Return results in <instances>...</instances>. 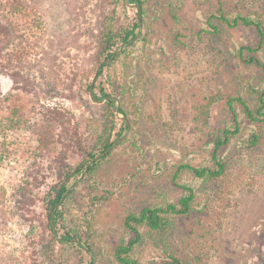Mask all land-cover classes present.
Returning a JSON list of instances; mask_svg holds the SVG:
<instances>
[{
	"label": "rangeland",
	"instance_id": "374dc122",
	"mask_svg": "<svg viewBox=\"0 0 264 264\" xmlns=\"http://www.w3.org/2000/svg\"><path fill=\"white\" fill-rule=\"evenodd\" d=\"M168 1L149 0L150 17L142 25L139 39L129 46L147 32L155 45L153 52H148L154 60L148 67L154 91L148 101L139 97L132 101V119L139 113L142 119L124 132V138L99 163L95 177L74 202V210L81 207L96 233L97 264H110L113 248L126 236L123 221L132 210L151 201L178 200L181 190L171 184L176 167L197 165L207 159L210 134L229 122L228 114L222 110L221 96L242 93L251 97L245 79L259 76L256 69L239 65L223 45L225 41L249 45L254 40L251 31L239 30L224 40L205 33L198 35L205 19L217 10L214 0H182L181 8H177L178 20L172 19ZM244 1L254 10L261 5L264 10V0ZM27 2L33 32L24 45L29 54L33 51L34 59L28 68L34 80L20 83V88L26 87V92H22L16 90L11 79L0 74L1 96L8 97L7 105L11 107L14 106L9 104L19 96L26 109L42 112L51 107L61 111L72 127H78L84 144L91 146L105 123L103 102L91 101L85 92V85L93 82L100 66L94 68L96 35L101 25L98 17L116 11L115 25L122 29L124 22L134 20L137 11L126 5L124 12L122 7L115 8L104 0ZM35 13L41 17L39 21ZM140 60L119 66L122 81L127 75L136 77L137 68L144 65ZM131 80L138 90L143 85L140 82H148L143 73L140 80ZM212 97L218 100L209 108L205 121L206 103ZM117 117L119 121L124 119L122 114ZM4 131L0 140L6 142L8 154L0 163V186L5 190L10 217L7 226L0 223V250L10 260L21 256L25 260L24 254L31 252L28 233L35 220L37 224L42 220L41 205L37 200L31 214L34 223H27L16 212V200L28 175L40 178L37 170L43 162L38 159L37 138L26 122ZM258 132L261 141L256 147L238 140L231 144L226 153L227 174L207 185L204 195L199 194V204L205 200L208 208L196 222L189 240L191 248L180 238L174 241L182 249L186 247V252L200 254L204 264H264V126ZM245 135L251 140L254 131L247 129ZM137 145L147 149L138 151ZM70 155L71 163L82 158L74 152ZM43 172L47 184L54 181V173ZM80 179L74 188L79 187L83 176ZM188 179L185 174L184 180ZM44 189L34 191L37 198L44 196ZM194 224L195 220H190L184 228L188 230ZM140 253L152 259L161 252L146 242Z\"/></svg>",
	"mask_w": 264,
	"mask_h": 264
},
{
	"label": "trees",
	"instance_id": "16d2710c",
	"mask_svg": "<svg viewBox=\"0 0 264 264\" xmlns=\"http://www.w3.org/2000/svg\"><path fill=\"white\" fill-rule=\"evenodd\" d=\"M104 1L110 6L115 5V8L122 7L124 12L127 10L123 0ZM125 1L139 5L140 13L135 15L134 20L124 22L122 29L115 25L116 11L103 13L97 20L101 25L96 35L94 68L103 61H112L101 67L94 83L85 85V92L91 101L92 95L96 102H103L105 117L104 128L91 146L84 144L78 127H72L70 119L61 111L51 107L44 108L42 112L26 109L25 105L20 104L23 99L19 96L9 104L14 106L11 107L7 105L8 97L3 98L0 91V136L11 126L26 122L37 138L38 159L43 162L39 166L40 171L37 170V174L41 173L40 178L34 177L32 173L28 175L16 200V212L27 223H34L31 214L38 204L37 200H40L42 220L39 224L35 220V226L28 233V249L31 248V252L24 254L25 260H21V256L13 261L0 250V264H95L96 233L81 207L74 210V202L81 189L87 188V184L95 177L99 163L109 156L103 153L124 138V132L130 126H136L142 119L141 113L132 119L133 99L139 97L142 101H148L154 91V81H149L152 75L148 67L154 61L149 55L155 45L151 43L148 32L131 47L121 48L116 55V47L122 43H132L150 17L149 0ZM214 3L217 10L205 19L198 35L205 33L224 40L239 30L252 32L254 40L249 45L223 41L226 50L239 65L256 69L259 73V76L245 79L248 92L252 95L248 97L241 93L238 96H221L222 110L228 114L229 122L223 123L210 134L206 144L208 158L197 165L183 164L176 167L171 177V184L181 190L176 202L151 201L125 217L123 227L126 236L113 248L110 264H204L200 254L190 250L186 252V247L182 249L174 241L180 238L185 246L191 248L189 240L194 234L196 222L207 213L208 208L205 200L199 204V194L204 195L207 185L227 174L226 153L230 151L227 149H230L231 144L238 140L256 147L261 141L258 128L264 126V10L261 9L262 5L258 7L259 10H254L244 0H214ZM181 4L182 0L168 1L167 8L172 19H179L177 8H181ZM28 5L27 0H0V74L11 79L18 87L16 90L22 92H26V87L20 88L19 84L34 80L28 68L29 61L34 59L33 51L29 54L24 45L33 32L29 26L31 7ZM35 15L39 21L41 17L37 13ZM137 47H141V50L136 51ZM139 58L144 61V65L137 68L136 77L124 73L128 77L122 81L118 73L119 66ZM142 73L143 79L146 78L148 82H140L143 85L138 90L131 79L140 80ZM113 96H117L121 102L120 114L124 116L121 121L116 114L117 100ZM216 100L217 97L208 99L205 121H208L209 108ZM119 125L120 129L117 130ZM247 129L254 131L251 140L245 135ZM137 148L138 151L147 149L139 145ZM73 152L82 157L77 163L69 162L70 153ZM7 154L6 142L0 140V163ZM97 156L100 157L96 159ZM44 170L49 174L54 173V181L46 183ZM185 174L189 176L188 180H184ZM82 176L79 187L74 188ZM41 188H45L44 196L37 198L34 191ZM6 208L5 190L0 186V223L3 226H7L9 219ZM190 220H195V224L187 230L184 224ZM146 242L160 250L158 257L148 259L141 255L140 247Z\"/></svg>",
	"mask_w": 264,
	"mask_h": 264
},
{
	"label": "water",
	"instance_id": "95a60500",
	"mask_svg": "<svg viewBox=\"0 0 264 264\" xmlns=\"http://www.w3.org/2000/svg\"><path fill=\"white\" fill-rule=\"evenodd\" d=\"M123 2H124V4L127 5L128 7L135 9V10L137 11V14L140 13V7H139V5H137V4H133V3H128V2L125 1V0H123ZM140 36H141V34H140V35H139L134 41H137V40L139 39ZM134 41H133V42H134ZM133 42H132V43H133ZM132 43H129V44L122 43V44H120V45L117 47L116 55L120 53V50H121L122 47H129ZM111 61H112V60L109 59V60H107V61H103V62L100 64V66H99L98 69L96 70L95 77H94V79H93V83L95 82V79H96V77L98 76V73H99V70L101 69V67H102L106 62H111ZM91 99H92L93 102H96V101L92 98V95H91ZM115 99L117 100L116 114H117V116H119V115H120V101H119V99H118L117 97H115ZM97 103H98V102H97ZM116 144H117V143H115V144L113 145V147H111L108 151H106L105 153H103V155L108 154V153H109V152H110V151L116 146ZM99 157H100V156H97L96 159H98ZM92 162H93V161H92ZM80 180H81V179H80ZM78 184H79V182L76 183L74 187L78 186ZM95 264H97V260L95 261Z\"/></svg>",
	"mask_w": 264,
	"mask_h": 264
}]
</instances>
